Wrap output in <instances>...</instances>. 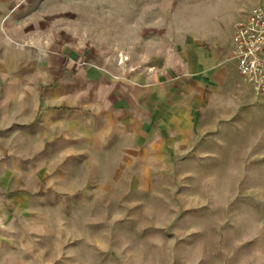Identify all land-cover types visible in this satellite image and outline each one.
I'll list each match as a JSON object with an SVG mask.
<instances>
[{"label":"rangeland","instance_id":"rangeland-1","mask_svg":"<svg viewBox=\"0 0 264 264\" xmlns=\"http://www.w3.org/2000/svg\"><path fill=\"white\" fill-rule=\"evenodd\" d=\"M258 1L0 0V264H264V154L242 119L124 188L98 135L104 101L193 74Z\"/></svg>","mask_w":264,"mask_h":264},{"label":"crops","instance_id":"crops-1","mask_svg":"<svg viewBox=\"0 0 264 264\" xmlns=\"http://www.w3.org/2000/svg\"><path fill=\"white\" fill-rule=\"evenodd\" d=\"M254 4L245 11L262 5L260 0ZM230 37L231 33L213 50L197 52L191 75L184 73L187 66L182 61L175 68L177 76L162 68L160 74L146 77L145 100L137 99L138 91L130 89V94L121 91L114 100L100 106L98 119L102 120L103 130L98 135L107 146L121 147L115 157L121 166L113 169L115 187L133 186V176L131 179L126 173L138 172L144 179L149 175L150 182L152 172L170 174L177 170L170 162V153L183 154L186 147L207 135L214 140L216 133L234 126L239 119L248 139L257 140L258 154H264V95H257L238 74L235 64L225 61ZM142 143L147 145L146 150L144 146H133ZM162 156L167 157L166 164L161 163ZM136 179L140 184L142 178ZM257 198L258 203H264L260 189Z\"/></svg>","mask_w":264,"mask_h":264},{"label":"built area","instance_id":"built-area-1","mask_svg":"<svg viewBox=\"0 0 264 264\" xmlns=\"http://www.w3.org/2000/svg\"><path fill=\"white\" fill-rule=\"evenodd\" d=\"M225 61L235 64L257 95H264V6L250 9L235 21Z\"/></svg>","mask_w":264,"mask_h":264},{"label":"trees","instance_id":"trees-1","mask_svg":"<svg viewBox=\"0 0 264 264\" xmlns=\"http://www.w3.org/2000/svg\"><path fill=\"white\" fill-rule=\"evenodd\" d=\"M67 110H73L72 108H67Z\"/></svg>","mask_w":264,"mask_h":264},{"label":"bare ground","instance_id":"bare-ground-1","mask_svg":"<svg viewBox=\"0 0 264 264\" xmlns=\"http://www.w3.org/2000/svg\"><path fill=\"white\" fill-rule=\"evenodd\" d=\"M33 42V40H31ZM35 42V41H34Z\"/></svg>","mask_w":264,"mask_h":264}]
</instances>
